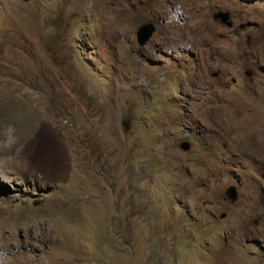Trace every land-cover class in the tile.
Instances as JSON below:
<instances>
[{"label":"rangeland","instance_id":"rangeland-1","mask_svg":"<svg viewBox=\"0 0 264 264\" xmlns=\"http://www.w3.org/2000/svg\"><path fill=\"white\" fill-rule=\"evenodd\" d=\"M0 264H264V0H0Z\"/></svg>","mask_w":264,"mask_h":264},{"label":"water","instance_id":"water-1","mask_svg":"<svg viewBox=\"0 0 264 264\" xmlns=\"http://www.w3.org/2000/svg\"><path fill=\"white\" fill-rule=\"evenodd\" d=\"M213 18L214 20H219L227 28L231 27V23L229 21V15L227 13L219 12L215 14ZM153 33H154V26L152 24L145 23L139 26L135 34L136 42L138 46L143 47L152 37ZM179 147L181 148V150L186 151L189 148V143L182 142L181 144H179ZM224 195L226 196V198L229 200L231 204L235 203L238 197L237 190L233 186L226 188ZM223 216L224 215L222 214L221 218H223Z\"/></svg>","mask_w":264,"mask_h":264},{"label":"clouds","instance_id":"clouds-1","mask_svg":"<svg viewBox=\"0 0 264 264\" xmlns=\"http://www.w3.org/2000/svg\"><path fill=\"white\" fill-rule=\"evenodd\" d=\"M218 13H219V12H218ZM221 13H222V12H221ZM216 14H217V13H216ZM214 15H215V14H214ZM214 15H213V16H214ZM213 19H214V18H213ZM215 21H217V20H215ZM218 21H219V20H218Z\"/></svg>","mask_w":264,"mask_h":264},{"label":"bare ground","instance_id":"bare-ground-1","mask_svg":"<svg viewBox=\"0 0 264 264\" xmlns=\"http://www.w3.org/2000/svg\"><path fill=\"white\" fill-rule=\"evenodd\" d=\"M207 29V28H206Z\"/></svg>","mask_w":264,"mask_h":264}]
</instances>
